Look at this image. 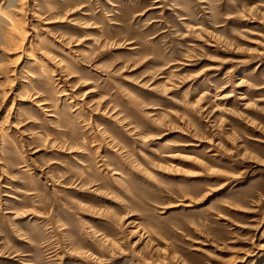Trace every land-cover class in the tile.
<instances>
[{
    "label": "rangeland",
    "instance_id": "rangeland-1",
    "mask_svg": "<svg viewBox=\"0 0 264 264\" xmlns=\"http://www.w3.org/2000/svg\"><path fill=\"white\" fill-rule=\"evenodd\" d=\"M0 264H264V0H0Z\"/></svg>",
    "mask_w": 264,
    "mask_h": 264
}]
</instances>
